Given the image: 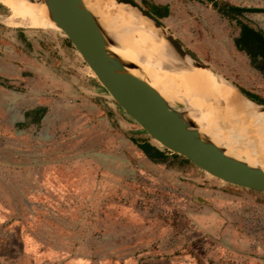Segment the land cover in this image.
<instances>
[{"label": "rangeland", "instance_id": "1", "mask_svg": "<svg viewBox=\"0 0 264 264\" xmlns=\"http://www.w3.org/2000/svg\"><path fill=\"white\" fill-rule=\"evenodd\" d=\"M131 1L167 6L158 21L183 49L238 94L264 99V75L233 45L234 21L206 2ZM244 18L264 32V13ZM1 59L13 78L0 83V264H264V195L153 144L58 29L31 28L4 7ZM37 107L34 124L23 113ZM215 116L228 150L264 170V133L240 113Z\"/></svg>", "mask_w": 264, "mask_h": 264}, {"label": "water", "instance_id": "2", "mask_svg": "<svg viewBox=\"0 0 264 264\" xmlns=\"http://www.w3.org/2000/svg\"><path fill=\"white\" fill-rule=\"evenodd\" d=\"M111 1L126 7L144 21L174 56L185 57L207 68L183 49L158 20L134 2ZM40 2L45 6L47 18L64 35L111 99L153 141L215 180L264 195V171L212 145L186 118V112L176 109L174 102L165 101L146 83L147 77L139 67L109 50V47L119 46L101 28L97 17L87 10L83 0ZM130 70H136L137 74H130ZM254 105L257 112H264L263 106ZM140 149L149 157L153 155L154 150L148 144L140 145Z\"/></svg>", "mask_w": 264, "mask_h": 264}, {"label": "bare ground", "instance_id": "3", "mask_svg": "<svg viewBox=\"0 0 264 264\" xmlns=\"http://www.w3.org/2000/svg\"><path fill=\"white\" fill-rule=\"evenodd\" d=\"M83 1L87 10L97 17L101 28L119 46L109 47V50L139 67L147 77L146 83L165 101L188 106L190 113H185L186 118L212 145L238 159L228 150L227 142L213 132L215 113L225 117L240 113L249 119L248 124L256 132L264 133V112H257L251 102L210 69L185 57L174 56L149 26H136L137 15L110 0ZM0 4L9 11L11 18L25 20L31 28H56L47 18L40 0H0ZM129 73L137 74L136 70ZM153 144L159 146L155 141ZM244 162L252 166L251 162Z\"/></svg>", "mask_w": 264, "mask_h": 264}, {"label": "trees", "instance_id": "4", "mask_svg": "<svg viewBox=\"0 0 264 264\" xmlns=\"http://www.w3.org/2000/svg\"><path fill=\"white\" fill-rule=\"evenodd\" d=\"M144 1V0H142ZM197 2H206L210 4L212 9L215 10L222 18L228 21H234L238 33L233 39V45L237 51L243 52L248 60L249 64L257 70L260 74L264 75V32L260 29L252 27L249 22L244 18L247 14L252 13H264L262 8H243L236 5L229 4L227 2H218L217 0H194ZM144 10L154 17L156 20L167 16V6H160L149 4ZM68 45V41L65 38ZM1 83V79H0ZM236 88V87H235ZM239 94L246 100L256 104L264 106V99L249 94L239 88H236ZM45 113V109L37 107L23 113L25 119L33 116V123L38 124ZM174 155V154H171Z\"/></svg>", "mask_w": 264, "mask_h": 264}, {"label": "crops", "instance_id": "5", "mask_svg": "<svg viewBox=\"0 0 264 264\" xmlns=\"http://www.w3.org/2000/svg\"><path fill=\"white\" fill-rule=\"evenodd\" d=\"M4 12V7L0 4V13ZM2 62H0V79L1 81H5L6 83L11 84L9 79L13 78L12 74L13 70L8 68L9 63L5 61L4 59H1ZM20 71V70H19ZM21 79V78H20Z\"/></svg>", "mask_w": 264, "mask_h": 264}]
</instances>
